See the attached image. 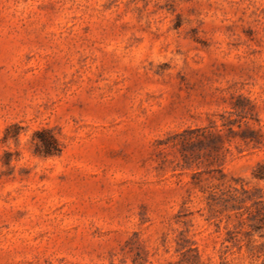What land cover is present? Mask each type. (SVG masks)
Wrapping results in <instances>:
<instances>
[{
  "label": "rangeland",
  "instance_id": "1",
  "mask_svg": "<svg viewBox=\"0 0 264 264\" xmlns=\"http://www.w3.org/2000/svg\"><path fill=\"white\" fill-rule=\"evenodd\" d=\"M261 172L264 0H0V264H264Z\"/></svg>",
  "mask_w": 264,
  "mask_h": 264
},
{
  "label": "trees",
  "instance_id": "2",
  "mask_svg": "<svg viewBox=\"0 0 264 264\" xmlns=\"http://www.w3.org/2000/svg\"><path fill=\"white\" fill-rule=\"evenodd\" d=\"M42 141H43L42 142V144H43L42 153L44 156H48V155L54 154V153L59 151V146H58L57 140L53 135H49L47 138H43ZM257 177L264 178V172L257 174ZM235 190H237V189H235ZM231 199L234 201L238 200V196L236 194H232ZM226 201H228V200H226ZM230 209L236 210L238 208H237V205L231 204ZM258 211L260 212V210H258Z\"/></svg>",
  "mask_w": 264,
  "mask_h": 264
}]
</instances>
